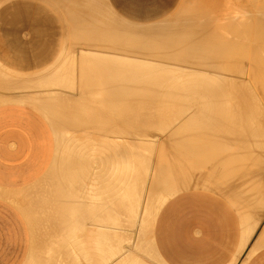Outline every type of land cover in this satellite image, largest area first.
Returning a JSON list of instances; mask_svg holds the SVG:
<instances>
[{
  "label": "bare ground",
  "instance_id": "obj_1",
  "mask_svg": "<svg viewBox=\"0 0 264 264\" xmlns=\"http://www.w3.org/2000/svg\"><path fill=\"white\" fill-rule=\"evenodd\" d=\"M78 1L80 2V0H78ZM193 1L188 5V8L186 9V11L182 15H180V17L177 19L178 21L176 20V21H174V23H172V22L171 23H165L166 27H164V26L162 27L159 25L158 27H161L162 29L155 27L156 28V30H155L154 28H152V30L154 29V31H151V33L148 31V29H146L147 31L145 34L144 33L135 34L136 36H138L140 38H142L144 36H148V38H153L152 39L153 41L151 40L152 42H150L148 39H147V41H141L140 40V41H137L133 44L130 51H128L129 49L128 50H121L122 52L123 51L124 52H131L133 54L136 53L141 57L151 56L153 58V56H154L155 58H164L167 62L166 64L147 63L146 61L143 62V60L139 61L138 59H135V58L132 59L130 57H124L123 56L124 54H102V53H99L100 48L97 49L98 52H95L96 50L92 51L90 48L96 47L97 45H99V46L101 45V44H99L101 42L99 39H101L102 36L107 34L108 31L112 32L114 29L116 30V28L112 27V25L110 23H108L106 20H103L100 17L101 15L99 13L91 11L83 19L86 21V24H88L89 26L84 27V28H80L81 30L77 31V33L78 32L82 33L81 36L84 39V44L86 45V48L87 47L89 48V49H87V51L84 52L81 50V48H79L80 41H79V43L78 42L76 43V41H74L76 44H78V51L81 50L83 53L81 52V54H79L78 56L67 58L65 63H63L57 71L54 69L55 71L44 75L42 78L37 79L34 82H32L33 80L32 81L31 80H14L13 78H7L4 80V82H2L3 87L7 90L23 88V87L30 86V85L34 84V85L39 86L41 88H48V90H52V89L54 90V88H56V89L57 88H63V89L66 88L65 90L69 89L67 91H68V93H70L71 97H75L77 95L81 96V98L79 96V98H80L79 101L81 103H83V105L80 109H82V108L84 109L81 111H77L79 108L75 110L74 107H71L69 100H66L65 98L62 99V97H60V96L63 95V97H64V95H65V97H68V94L66 96V93L62 94L59 90L58 91H50V93H49L48 90L45 89L47 91V93H49V95L47 96V94L45 93L46 99L43 98V100H44L43 102H38L33 98H28L26 100H24V99L20 100L19 99V100H2V101H0L1 104L2 103H8V102L9 103H11V102L34 103L36 105V107L38 109H40L43 112V114H45L46 118H48L50 121H52L54 123V124L52 123V125H54V127L56 129L55 130L56 140H57L56 156H58V154L62 155V154L66 153L65 156L67 157V154L69 153L68 156H70L72 158V159H70L69 157H67V158H69L68 159L69 162H67V159H66L67 164H65V165H68V163H70L68 165V167L63 165V168L66 167V169L64 168L63 170H67L68 168L71 169V170L68 169V171H70L71 176L69 175L68 171H65L66 173L68 172V174H67L68 176L67 175L63 176L62 173H64V172L62 171L61 180H59L57 177V180L59 182L61 181L60 182L61 184L64 182V184H62L63 185L62 186L59 182H58V185L56 184V182H57V180L55 182V179H56L55 176L57 175L56 174L53 177V178H55L53 182H55L56 185L55 184L54 185L56 186V189H57V191H55L56 194L53 193L52 195H48L47 194L48 190L46 192V194L48 196H53V195L55 196L56 195L54 197L55 202H52V203L53 204L56 203L55 205H57L58 207L53 205V204H50L51 206L48 205L49 203H51V202H49L51 200L48 197L43 198V199H47L46 201L49 202L48 204L45 201H42V199H39V202L42 201V205H44V207H43L44 209L41 211V213H42L41 217H43L42 215L44 213L46 215L47 214L50 215L51 212H52V214L56 213V211L60 212L61 209L59 208L60 205H58V203L59 204L63 203V205H64V204H66V202L64 203L63 199L65 201H67L68 199H71L70 195L73 194L71 192L72 189H70V192L72 194H70V193L67 194L69 197V198L67 197V200L65 197L67 195L64 196V193L66 191H69L70 184H71V183L67 182V183H69V186H68L66 181L70 180L69 176H70L71 180H72V177H74V178L76 177L75 181H77L76 179H78L79 180L78 182L81 184V182H80V180H82L81 177L86 175L88 170H90L89 166H88L89 169L86 170V173H85V170H82L83 169L82 165L80 166L82 168L81 169L82 171L81 170L79 171L81 175L79 173H77L81 176V177L79 176L80 178L79 177L77 178L78 175H76L74 172L75 171L77 172L76 169L80 165V163L85 164V166H84V169H85L87 167L86 165L89 162L88 160L94 159V157H92V158L89 157L90 159L82 158V156L87 157V155H84L85 153L86 154L87 153L92 154L95 152L96 153H98V152L106 153L104 155V159L106 158L107 154L109 155L107 160L106 161L104 160V161H105L106 165H108V168H109L108 169L109 171L106 173V178H107L108 174H111V176L109 175L111 178H109V177L107 178V183L104 180H103V182H105L106 187H109V188H106V190L109 189L108 190L109 193L107 196L108 199L111 198V197H109L110 196L109 194H111L110 191H112L113 189L115 190L116 188L118 189V191H117V189L115 191L113 190L115 192V194L112 192V195H111V196H113V194L117 195V198H116L117 201L115 199L112 200L113 202L114 201L117 202V205L115 204V202L114 203L112 202L113 205H116L117 207L115 208V206L114 207L112 205L111 206L113 207L112 209L115 208L116 212L118 213V218L116 216L117 214H113V215L111 214V212H113V211L108 212V213H110L108 215L107 213L105 214V212L102 210L101 206L104 208V210H105V208H109V207H107L108 206V203H106L107 200L101 201V203L99 202L101 204V206H95V204H97V203H95V204L93 203L95 208L100 207V208H98L99 210H97V208L95 210L94 206L92 208H90L89 206L91 204L88 206L89 207L88 208L87 205L91 201L90 198H92L94 193L97 194V191L96 192L94 191L95 190L94 187H96V190H97V187H99V186L96 185L92 188V189H94L93 190L94 193L92 194V191H91L92 189L89 190L90 187L88 185H87V187L85 185H83V187L85 186L86 188H88L87 191L88 190L89 191L87 192L86 190H83V189H85V187L82 189V187H81L82 185L79 186V188H78L76 186L78 184H76V182L73 179L72 183L75 182V184H76V185L74 184L75 188H74L73 184H71L73 189L75 191L76 190L78 191V189L81 188L82 190H79V192H77V193L81 194V192L83 191L82 196H84V194L88 193L87 197H88V201L89 200L90 201L88 202L86 197H84L85 198V202H84L85 204L83 203L84 204L83 205L84 208L82 210L83 212L80 211L83 213V214L81 213V216L79 215L80 212H79L78 208L80 209V207H81V209H82V206L80 204L82 202H80L79 200H78V203L80 202L79 204H77L76 201H75V203H73L74 206H75V204H77L76 206H80L77 208L75 206L76 212L74 210L73 204H69L68 206L72 205L71 209H69L70 212L71 211L73 212V210H74V213H72V212L69 214L67 213L68 212L67 211L68 210L67 205H64V207L62 206L63 207L62 213H63V215L72 214L77 221L79 220L77 218H82L85 215V217H84L85 219L82 218L81 219L82 221L79 220V222L80 221L86 222L87 219H89L91 217L90 215H92V213L94 214V212L99 211L101 213V215L99 214V212H97L98 214L93 215V216H97V218L93 217V218H95V220L91 219L92 221H94L95 224H96L95 221H98V223H99V220L101 222H103V220H104L103 225L104 224H108V225L112 224V225H117L119 228V226H121L122 224L125 223L126 225L124 224L125 226L123 225V228L126 227L128 229L127 226H129V228L135 226L134 224H135L136 218H138L137 216H139L140 220H139L138 224H140V229H139V226H138V228L136 227L137 228L136 232H139L138 229L141 232H143V231L145 232L150 228L151 223L153 222L154 217L158 212V209L166 201V197L169 196L170 194L177 193V192L181 191L182 189L197 186V185H201L202 187H209V188H212L215 190L217 188V185L219 184L217 179L219 177H221L220 176L221 172H223L222 170H224L226 168L225 167L226 164H227V167L229 169L231 167V164H234L235 166L237 165L236 166L237 168L233 167V165H232L233 168L231 167V169H233V170H229L227 168L225 169V171L229 170V172H232L233 175H235L236 170H238L237 171L238 173H239V171L241 172V170H243V169H244L243 170L244 172H245V170L248 171L249 166H247L248 168L246 169V167H244L243 165H247L249 163V160H247L248 161L247 162L246 159L244 160L245 157H243V159L240 157H237L238 153H236V152H239L242 155L245 154L243 156H249L250 155L251 158H252V156L253 157L255 156L254 158H258V160L253 158L255 160L254 163H253V161L250 160V162L253 163L252 167L254 165L257 166L258 170H255L256 166L254 167L255 169H253V170H255V172L257 171V174L256 175H247V176H245V179L243 177L244 181L242 180V182H241V184L243 182H245V184L243 183L245 186L243 193L241 191L243 185L242 186L240 185L241 188H239L241 191L239 193H240V195H242V197L239 195L237 188H236L238 186V184H237V186H234V184L231 181V180H233V178H237V180H238L239 175L237 173H236V175H238V177L233 176L230 179L229 177H230V175L232 176V173L227 174L228 172L227 173L225 172L228 175L226 177L225 176L226 174L223 172V176H224L225 180L223 179V177H222V180H224V182H225L224 185L226 187L232 189L234 194L237 196L235 198L236 200H239L241 197V199L243 201H245V204L247 203V205L251 207L253 214L257 211L259 213L258 217L262 214L261 213L262 207H264V201H262V199H264V193H262V192L260 193V191H261L260 189L264 188V185H262V184H264V111H262V108H261L262 106H261L260 107L261 109L255 108L253 112H252V110H251V112H248V110L245 109L246 108L245 104L249 103V101H251V100L253 103H257V100L254 98L252 93L254 95H256V94L259 95V97L262 100H264V0H256V1L255 0H213L214 2H212V0H210L213 5H210L207 7H205V6H206V3H208V0H206L207 2L205 3V6L203 5L204 3H202L205 0H193ZM210 1H209L208 5L210 4ZM75 3L78 4V2H75ZM87 4L91 5V3H89V2ZM89 5L88 6L85 5V9H87L86 6L89 7ZM71 8H73V6ZM79 8L76 9L78 12L80 11V10H78ZM82 9H84V6L82 7ZM85 9L83 10L84 12H85ZM72 11L73 10H71V12ZM69 14H70V12H69ZM76 14H77V12H76ZM78 14H80V13H78ZM72 15H71V17H73ZM82 16H83V14H82ZM82 16L79 15V17H82ZM99 24H101V25H99ZM77 33H75L76 36L74 34V37L77 38V40H78V39H80L79 38L80 33H79V35ZM125 33H126V31H125ZM129 33L131 34L132 32L129 31ZM77 36H79V37H77ZM143 39H145V38H143ZM108 43H109V41H108ZM102 45H104V44H102ZM107 47H109V46H107ZM92 49L94 50V48H92ZM121 51H119V52H121ZM79 56H80L79 59L82 61L78 62L80 64H77V57H79ZM133 57H136V56H133ZM172 61H175V62L178 61L181 64H177V63L172 64ZM169 64H171V65H169ZM234 65H236L235 67H236L237 73H239L241 76H243L244 69H247V74H246L245 79H247V81L252 84L253 90L250 89V87L248 85H245V87H246L245 91L247 92L246 93L247 94L246 95V103L245 104L240 103L241 105L238 103L241 107H242V105H243V107L245 105V107L243 108L247 111L245 115H242V112H241L242 109L241 110L238 109V111H237L238 107H236V110L234 109L235 112H233V113H231L233 111V109H232V111H228L230 109L227 107L226 108L224 107L223 110H225V112L222 109L221 110L225 113V115L223 114L224 119H222L223 118L222 117L221 118L222 120H221L218 116L221 117V115H222L221 113H223V112H220V114H219V112H218V111H220L219 108L215 109L214 107L216 106V108H217L219 106V104L221 105V103L223 104V105H221L222 107L226 106L225 102L227 103V106H229L228 102H230L231 100L233 102L235 101V98L232 95V92H234V91L228 92V91H230L229 87L230 86H231V88L233 87L232 84L234 82H232V81L234 79L231 81V80H228V78H222L221 77V71H224V69H226V70L231 69V68H233ZM226 70L224 72L225 74H227ZM96 75L98 76V80L93 82L92 78L95 76L97 79ZM227 75H229V74H227ZM232 76H234V74ZM223 77H224V75H223ZM78 79H79V82H78ZM237 80H238V78L235 79V82L239 83L240 80L239 81H237ZM241 82H242V80L240 81V83ZM243 84H244V82H243ZM239 86H241V85H239ZM91 87H93L94 89L95 88L97 89V87H102V91L103 90L105 91L104 93L109 97V99H111V101L115 100V103L114 102L110 103L111 106L109 104V107H110L109 110H110V112L112 110V113H113V109L114 110L117 109V117H116L117 119H115L116 120L115 122L119 124L120 128L119 129L116 128L118 131L116 130L115 133L118 132V134H119V137L117 139V140H119V142L106 144V143H102V142H94L91 140V138H88L87 140L85 139V141L80 142V141L72 138V136L69 135L68 132L64 130V128L65 129H67V128L73 129V128L79 127L82 124L86 125V123L87 124L91 123L94 117H98L97 112L91 110V107L89 105H87L93 101H97V102L101 101L97 97L96 98H92L93 96L88 97V98L86 97V95L90 96L88 94H90V91L94 90L93 88H92V90H89V89H91ZM141 87L146 88V90H145V88L144 89L142 88L144 90V92H146L145 94H140V93H143V92L138 90ZM237 88L235 89V91H237ZM39 90H44V89H39ZM248 91L251 92V95L248 93ZM60 93L62 95H60ZM14 94H16V93H14ZM234 94H235V92H234ZM20 95H21V93H20ZM240 97H242V96L240 95ZM82 98H85V99L87 98V100H83ZM106 98H104V99H106ZM236 98L239 99V96H236ZM236 101H238V100H236ZM262 102H264V101H262ZM138 104H140L139 107H141V108H142V106H144V104H148L149 107L147 105V108H149V110L151 109L150 107H152L154 105L152 108L156 109L157 113H155V114L158 115V117L153 114L154 113L153 111H155V110H153V111L148 110V111L149 112L152 111L153 112L152 115H154V117H157V118H160L159 116H161L160 114H162L161 113L162 104H164L163 106L166 107L167 109H168L169 105H171L170 108H172V105H175V106L178 105V107L180 106V109L178 112L176 111L177 113L173 112L174 115H172L173 113H170V112H171V110H174V109L170 110V108H169L166 111L165 110L166 108H164V110L167 113L171 114V116H169V117L165 116L164 114L167 115V113L164 112V114H163L164 116L162 115L163 118L168 117V119L166 120V122L164 120V122H165L164 124H163V122L159 121L160 119L159 120L155 119L156 121H159V123H156L157 125H155L156 127L154 128V124H155L154 122H156V121L151 116V113H150L151 117L149 116L147 119L153 118L152 123L147 121V119L145 120L146 122H141L139 119L143 116L142 113H139V116L140 115H142V116L139 119H137L136 116H138V114L135 115V111H133V109H136V106ZM235 104H236V102H235ZM250 104H249V106H251ZM166 105H168V106H166ZM249 106L247 108H249ZM111 107L113 109H111ZM178 107H177V110H178ZM107 109H108V106H107ZM140 109H137V110H139V112H140L143 108L141 110ZM212 109L214 111L216 110L215 113L212 111ZM226 109L228 112L226 111ZM63 110H65L66 112L65 113L63 112V114H62ZM146 110H144V112ZM169 110H170V112H168ZM57 111L58 112L61 111L59 113H61L60 115H61L62 119L57 120V118H58V112ZM55 112H57V113H55ZM115 112H116V110H115ZM133 112H134V114H133ZM216 112H218V115L216 114ZM215 114L217 115L218 119H217ZM146 115H148V114L146 113ZM213 115H215V116H213ZM56 116H57V118H56ZM99 116L101 118V116H103V115H99ZM115 116H116V114H115ZM59 118H60V116H59ZM100 118H98L97 120H99ZM90 120H91V122H90ZM104 122L100 123V124L97 123V125H98L97 129L100 131V133H98V135L100 137L102 135H106L105 130L108 128L107 127L108 125L107 124L105 125ZM160 123H162L163 126L160 125ZM110 124H112V122ZM115 126L118 127L117 124ZM115 126L113 128H115ZM110 128H112V125H110ZM154 129H156V130L154 131ZM221 130H223V131H221ZM107 131H108V129H107ZM108 134H109V131H108ZM110 134L112 135L111 132H110ZM113 136L115 138H117L116 136H118V135L115 136L113 134ZM218 139H219V141H218ZM221 140H225V142H228L227 143V145L229 144L228 146H230V144H233V145L235 144L236 148L235 147L234 148L236 150L234 151V148H232L233 150L231 149L232 151H230V148L233 146L232 145L231 147H229V150L226 147L227 149H221L220 151H218L219 152L218 157H215L216 156L215 153H217V151H216L217 149H213L212 144L214 142L219 143ZM229 141L231 143H229ZM170 143H174V146H176L175 148L173 146H171V147L174 148V150L177 153V156L180 157L179 160L177 161V162H179V164H182V163H180L182 161V159H185L188 156H190L191 158L194 156V159H196L195 157L197 156L198 161L197 160L195 161L197 163V165H199V166L201 165L203 167L206 166V168H208V171L210 170L209 171L210 173H212V174L215 173V175H216V173H220V175L217 174V175H219L217 179H215V177L208 178L206 176H203V177L201 176V178H198V180H196V178L190 177V175L188 174L190 172V169H187V171H186V169H184L181 165L179 167L167 168V165L165 167V164H163L162 160H161V164H159V166L157 167L156 172H155V176H154L155 182L150 183L151 180L154 179L150 175L151 178H149L150 180H149V182H147L148 184L147 183L146 184L148 186L153 184V186H155L156 189L159 188V185H160L165 190V192L164 193L159 192L158 194H154V195L152 194L153 195L152 196L151 195L152 191L147 189L148 192L149 191H151V192H150L149 196L147 195L148 198L145 200L146 202H144V204L142 206L141 205L142 188L140 190L139 185L141 184V187H143V181L145 178V177H143V175H145L144 170L147 169L149 162H150V159H152L151 156L153 155L154 151L157 149V146L158 145L161 146L163 144L169 145ZM214 144L216 145V143H214ZM215 145H214V147H215ZM216 146L219 147L218 145H216ZM163 147H165V146H162V148ZM159 149L160 150H158V151L160 154L159 155L160 158L166 157L168 155V151H166V147L164 150L161 148H159ZM211 149H212V152H214V153L209 154L211 152ZM222 150H228L229 151V154L228 153L226 154V152H228V151L225 152L226 155L223 152L224 155H222V156L228 157L230 155V152H231L230 156H232V155L234 156L233 153L235 152L236 158L233 159L232 158L233 156H232L231 157L232 159H231L229 157V160H231L232 162H227L225 164V162L228 159L226 160V159H224L225 158L224 157L223 158V160H225V162L223 161L224 167L219 168L220 171H218L217 167L218 166L221 167V165H223V162L221 160L222 158L218 159L219 162H217V160H215V158L220 157L219 155H220ZM205 152H207V153H205ZM74 153H76V154H74ZM204 153H205V156L203 155ZM81 154H83V155H81ZM140 154L142 156H140ZM207 154H209L210 156L214 154L215 156L213 155L210 158ZM74 155L78 156L79 160L77 159V157H74ZM100 155L102 156L103 154L98 153V156H96V157L101 158ZM200 155H202V157L204 156L205 158H206V156H208V158H210V159L205 160L204 157H203V159H200L199 158V157H201ZM242 155H239V156H242ZM88 156H89V154H88ZM61 157H62L61 158L62 161H63V159L66 158V157L63 158V155ZM250 157H247V159H250ZM239 158L242 159L243 161L241 162V160H239ZM76 160L79 161L77 163L78 166L75 164L77 162ZM98 160H103V159L101 158ZM220 160H221V162H220ZM233 160H234V162H233ZM55 161H56V159H55ZM73 161H75V163ZM104 161H103V165L105 168L106 165L104 164ZM72 162H73V164L71 165ZM96 162H97V158H96ZM96 162L94 159L93 163H95V165H96ZM64 163H65V160H64ZM60 164L62 165L63 163H60ZM74 164L76 166H74ZM228 164H230V165H228ZM61 165H59L60 166V169H59L60 172L62 170ZM250 165H251V163H250ZM55 167H56V164H55ZM80 167H78V170ZM93 167H94V164H93ZM95 167H94V169L93 168H91V169H93V171H94ZM149 167H150V165H149ZM74 168H76V169L74 170ZM143 168H144V170H143ZM238 168H240V169H238ZM97 169L99 170L98 167H97ZM112 169H114L113 174L110 173ZM139 169L140 170L142 169L143 171L142 170L141 171L144 172V174ZM101 170H102V168H101ZM103 170L107 171L105 169H103ZM103 170H102V172L105 173ZM247 171L244 175L247 174ZM99 172H100L99 174H101V175H99L98 171H97V174L95 173L96 177H99V176L101 177L102 175L105 176V174H102L101 171H99ZM147 172H148V169H147ZM55 173H57V171ZM91 173L88 172V178H87L88 182L85 181V182H87V184H89V180H90L89 174H91ZM73 174H75L76 176ZM91 175H92V177H94L93 176L94 174H91ZM112 175H113L114 180H113V183H110L108 181H109V179H112ZM148 175H149V173H148ZM240 175H241V173H240ZM57 176H59V175H57ZM242 176H243V173H242ZM86 177L87 176H85L84 178H86ZM142 177H143V179H141ZM62 178H63V181H62ZM84 178H83V180H84ZM102 178L104 179L103 176H102ZM102 178H100V179H102ZM227 178H229V179H227ZM240 178L242 179L241 176L239 177V179ZM145 179H148V178H145ZM219 179H221V178H219ZM44 180H45V178H44ZM93 180L94 179L92 178L91 181L93 182ZM95 180H97V179H95ZM117 181H118V183H117ZM92 182H90V183L92 184ZM103 182L101 180V183H103ZM115 182L117 183V186L111 187L112 184L114 186ZM238 182H239V180H238ZM238 182L234 181V183H238ZM254 182L256 185L254 184ZM94 183H95V181H94ZM101 183L99 185H101ZM109 183H110V185L108 186L107 184H109ZM221 183H223V182L221 181ZM260 183H261L262 187L259 186ZM41 184H43V183H41ZM105 185L102 187H105ZM252 185H254L255 188L258 185L256 192L254 190L255 189L254 186H252ZM51 186L53 188H55V186H53V184H51ZM57 186L60 187V189L62 187H64L65 192H63L64 190L61 191ZM101 186L99 188H101ZM148 186H146V187H148ZM36 187H37V185H36ZM49 187H50V185H49ZM49 187L47 189H50ZM76 187H77V189H76ZM138 187H139V189H138ZM250 187H253L254 189L251 188L252 189L251 190ZM66 188H68V189L66 190ZM111 188H112V190H110ZM149 189H152V188L149 187ZM44 190H46V189L44 188ZM58 190H60V191H58ZM101 190H102V188H101ZM103 190L106 191L104 188H103ZM153 190H154V187H153ZM75 191H74L73 195H77V193ZM84 191H86V192L84 193ZM116 191H117V193H116ZM161 191H163V190H161ZM258 191H259V195L257 194ZM40 192L41 191H39V194H40ZM60 192H62V194ZM99 192L100 191L98 190V193ZM43 193H44V191H43ZM89 193H91L90 195H92V196H90V198H89ZM49 194H51V192H49ZM243 194H244V196H243ZM60 195H63L65 198L60 196ZM101 195L104 196L105 194L104 195L101 193L97 194V197H99V199H100L102 197ZM106 195H107V191H106ZM43 196H45V195H43ZM78 196L80 197L81 195H78ZM145 196H144V198H145ZM105 197L106 196H104V198ZM94 198H95V196H94ZM51 199H53V197ZM57 199H58V201H56ZM61 199H62V201H61ZM78 199H80V198H78ZM59 200L61 201V203L59 202ZM96 200H98V198ZM98 201H100V200H98ZM67 202H69V201H67ZM93 202H94V200H93ZM102 202L105 203L104 206L102 205ZM109 203L111 204V201ZM260 203H262V204H260ZM46 204L48 207H50L49 210H48V208H46ZM42 205L40 207H42ZM53 206H55V207H53ZM65 206L67 208H65ZM140 206H141V208H140ZM36 207H37V209L38 208L40 209L38 204ZM51 207L53 208L54 211L51 209ZM56 207L59 208V210L54 209ZM85 207H87L88 210ZM64 208L67 210H64ZM139 208H140V210H139ZM236 208L238 209V211L241 215V218L245 222V227H246L247 237H248L247 241H249L250 238L253 236V234H254V232H255L258 224H259V220L255 219L257 217H254L249 212V211H251V209L247 208L248 209L247 210L245 208L246 211L244 212L243 208L241 209V208H239V206H236ZM46 209L48 210V211H46L48 213L43 212ZM84 209H86V210L84 211ZM89 209L91 210V212L89 211ZM100 210L103 212H101ZM109 210H111V208H109ZM77 211H78V213H77ZM86 211H89L91 214L89 212H87V213H89L88 214L89 216H87ZM138 212H140V215L138 214ZM121 213H122V215H121ZM61 214H60V217L58 216L59 219L61 220V218H62V219H64V221L66 220L67 222L66 221L64 222L62 220L59 221L57 218L58 222H62L59 225H57L58 227L59 226L62 227L63 223L64 224L66 223L67 224L66 226H68L71 223H72V226L75 224L77 226V224H79V222H77V221H76V223H74L75 221L73 222V220H72L73 216H70L71 218L68 217V219H67L66 218L67 216L66 217L63 216L64 217L63 218ZM102 214L103 215L105 214L106 216L107 215L108 216L105 217ZM37 215H39V214H37ZM48 215L46 217H48ZM57 215H59V213L54 215L55 217L53 215L49 216V218L51 217V219L48 218V220H47V218H46V220L50 223V225L48 222H46V225H44V226H46V228L48 230H46L45 232H47V233L50 232L49 238H51L52 240L51 241L49 240L50 242H49V244H47L48 242L45 243V239H46V241H48L47 240V239H49L48 236H47V238L43 239L44 243H45V244L43 243L44 244L43 245L44 250L46 248L50 247V245H51L50 243L54 242L53 241L54 236L52 234H54V230L55 231L57 230V229L53 228V226L55 228H57L56 224H58V223H57V221L55 222V220H54ZM77 215L80 217L76 218ZM86 216H87V218H86ZM109 216H110V219H108ZM113 216H116L115 217L116 219L114 218L115 220L113 219ZM121 216L122 217L125 216V217L122 219ZM44 217H45V215H44ZM98 217H99V219H98ZM105 218H107L109 221ZM70 219L72 220V222L68 224ZM124 219L126 222L124 221ZM260 219H262V218H260ZM49 220H51V221H49ZM110 220L114 223H109V222H111ZM123 221H124V223H122ZM42 222H44V221H42ZM88 223H90V222H88ZM38 224L40 225V222ZM38 224H36V226ZM84 225H86V224H83L81 226L82 227L81 229L78 228L79 231L76 229L78 226L76 228L74 227L73 229H71V231L67 230V234L69 235L70 240H67L68 235H66V230H65V232L62 230V229H64V227L66 228V226H64L61 229V231H63V233L59 230L60 229L59 228L58 232H60L61 234H64V233L65 234L63 237L57 231L55 232V234L58 233L61 235V237H63V238H61L60 235H58V234L55 237V238H57V236H58L59 238L57 240L59 242H60V240L63 241L62 244H58V242L56 244V239H54L55 244L58 247V250H60L63 247L62 245H64V243L66 245V242H64L65 240H63V239H66L68 242L72 241L71 238L75 239V232H74V235L72 234L73 230L74 231L77 230V232L81 233L83 228H84ZM108 225H106V227ZM112 225H111V227H112ZM44 226H42V227H44ZM114 227H116V226H114ZM39 228H41V227H39ZM103 228H105V226H103ZM120 228L122 229V226ZM51 229H53V231ZM44 230H45V228H44ZM80 230H81V232H80ZM105 230L103 229V232ZM51 231H52V234H51ZM108 231H109V229H108ZM111 231H115V230H110L109 232H111ZM119 231L118 232L115 231L118 234L111 232V236L108 235L109 238L106 236H107V234H110V233L105 231L106 234H105V232L103 234V235H105L104 238L101 237L103 240L106 239L108 241L110 239V237L112 240H114L113 239V238H115L114 236L120 234V237H118V243L116 242L117 239L114 242L111 241L113 244L115 243L116 247L112 246L113 244L109 243V241H110L109 240L108 242L104 241L105 244H104V246H102L103 248H101V245L104 242L101 241V238L100 239L97 238V240H96L97 243L99 240H100L99 241L100 243L103 242L102 244L99 243L100 244L99 247L102 250L104 249V252H103L104 254L101 251H99L104 256V257H102V255L99 253L101 255V258H103V260H100V262L103 261L102 262L103 264L107 263V262L111 263L110 261H113L112 259L116 255H119L123 251V249H121V245L123 243H125L124 245L127 246L126 243L128 242L129 238H130L129 240L131 242V237L133 235L132 234L133 232L130 231L131 237H129L128 239L127 238L124 239L125 235L123 238L121 235L126 234V232L125 233L123 232L121 234V231H120V233H119ZM132 231H133V229H132ZM144 232H143V234H144ZM42 233H39V234H41V236H42ZM99 233H101V232H99ZM145 233H147V232H145ZM70 234H71V236H70ZM127 234H128V232H127ZM130 234H128V236ZM139 235L140 234H138V236ZM44 237H46V236H44ZM116 238H117V236H116ZM76 240L77 239H75V241H73V242H76V244H77L79 241L77 242ZM134 240H135V238H134ZM38 242H40V241H38ZM68 242H67V248L64 247V249H68V252H70L69 248L72 247L73 242H72V244H71V242H69L70 246H69ZM106 242L109 243L110 245L106 244ZM133 242H132V244H133ZM262 243H264V230H262V232L259 234V237H257L255 239V241L252 243V245L249 249V252H253L256 249H259ZM41 244H42V242H41ZM46 244L48 245V247ZM52 244H53V246L51 245L52 250L54 251L56 245H54V243H52ZM78 244H77V246H78ZM82 244H83V242H82ZM134 244H135V242H134ZM59 245H61V248H59L60 247ZM74 245H73V247H76V245L75 246ZM138 245H139V243H138ZM39 246H40V244H39ZM45 246H46V248H45ZM108 246L115 247V248L111 249V247H108ZM37 247L34 246L33 248H37ZM53 247H54V249H53ZM105 247H107V248H105ZM100 248H99V250H100ZM135 248H136V246H135ZM38 249H39V247H38ZM40 249H41V246H40ZM62 249L60 250V252L61 251L63 252ZM75 249L77 250L78 247L73 248V251ZM44 250H43L44 256L41 255V257H44V258L47 257L48 258V259L47 258L45 259V261L47 260V264H55L54 263L55 261H57L56 264H63L64 260H66L65 261L66 264H69L67 262V260L69 259L68 256L71 255V253L72 254L75 253V252L74 253L70 252V254L68 255V252H66V250H65V252H66L65 255L67 254L68 259L62 258V259H64L62 261V259L60 258L62 263H59L60 260L56 257L64 256V253L61 252V255L59 253L58 254L59 256H57V254H56L57 249H55V251H54L55 253H54L51 250V248H48L49 251L51 250L50 251L51 253L55 254V255L52 254V257L56 256L55 258L52 259L50 257L51 253L48 252L49 255L46 253V256H45L44 253L47 249L45 251ZM58 250H57V253H58ZM78 250H77V252L80 254V255L78 254V256H80V258H84V257H81V255L85 256V254H84L85 251H82L83 249L80 250V248ZM71 251H72V249H71ZM38 252H39V250H38ZM30 253H31V251H30ZM124 253H126V252H124ZM38 254L39 253H37V257H38ZM122 254L120 256H122ZM123 255L124 256L119 258L118 264H144V262L142 260H140L134 256H131V255L127 256V253H126V255L125 254H123ZM33 256L31 254L32 258H33ZM87 256L88 255L86 254L87 259L86 258H84L85 260L82 259L83 262L86 260L90 261L89 260L90 257L88 256L89 257L88 258ZM49 257L51 258V261L54 260V262L53 261L50 262ZM69 257H70V259H72L73 256L71 255ZM39 258H40V256H39ZM70 259L68 261L72 262V261H70ZM37 260H38V264L43 263V262L46 264V262L44 261L43 258H42L43 262H39V261H41L39 259H37ZM74 261H77V259ZM36 262H35V264H37ZM86 262H84V263L88 264ZM75 264H76V262H75Z\"/></svg>",
  "mask_w": 264,
  "mask_h": 264
},
{
  "label": "crops",
  "instance_id": "obj_2",
  "mask_svg": "<svg viewBox=\"0 0 264 264\" xmlns=\"http://www.w3.org/2000/svg\"><path fill=\"white\" fill-rule=\"evenodd\" d=\"M41 1L40 0H7L6 4L0 6V42L2 43V48L0 51L3 52L4 56L10 57L11 63L13 64V66L16 69L20 70L21 72L35 71L34 70L35 67L49 63L51 60H54L55 46L57 45V37H58V33H57L58 26H57V24H60V22H64L63 28L66 27V29H69L71 32H77L78 30H81L80 28H84L86 26V21L83 19L91 11L97 12L99 14L103 13L102 11H100L98 4L91 2L89 0H80V2L78 0L77 1L76 0H43L47 4L43 3ZM170 1L173 2L174 0H170ZM73 2L74 3L78 2V4L77 3L74 4ZM88 2L91 3V5L87 4ZM84 4L87 6L89 5V7L86 6L87 9H85ZM82 5L84 6L85 12L83 11L84 9H82V7H83ZM72 6H73V8H71ZM167 7H169L167 0H161V2L159 3L158 6H155L152 8H145L143 10V12L146 13L147 15L158 14V13H161V11ZM77 8H79L78 9V10H80L79 12L76 10ZM70 9L73 10L72 12L74 14L71 12ZM69 12H70V14H69ZM76 12H77V14L78 13H80V14L77 15ZM132 12H133V14H136V13H138L139 15L142 14L141 9L140 10L135 9V10H132ZM81 13L83 14V16ZM71 15L73 17H71ZM79 15L82 17H79ZM60 27L62 28L61 25H60ZM23 30L29 31V39L27 41H22V39H20L19 33H20V31H23ZM79 41H80V43H79ZM77 42L79 43V48H81L80 46H86L84 44V39L82 38V36H80V39L76 40V43ZM76 43H75V46H78V44H76ZM76 49H78V47H76ZM81 50L84 52L87 51V49H82V48H81ZM81 50H79V51L76 50V51H78L77 52L78 55L81 54V52H82ZM68 54L71 55L73 53H68ZM68 54H62L58 58H56L54 60V62L51 64V66L49 67V69L59 60L63 59V61H66V59L70 57ZM52 123L53 122L50 121L48 118H46L38 109H36L35 107H33L29 104H26V103H3V104H0V264H33V263L35 264L36 261H37L36 263L38 264L37 259L41 260L39 262H43L42 258L45 261V259L47 257H45V258L41 257V255L44 256L43 255V250H44L43 245L46 242H48L47 244H49V242L52 240L51 238H49L50 232L49 233L45 232L48 229L46 228V226H44V225H46V222H48L47 220H48L49 216H52V215L54 216L57 213H59V215H57L55 219L52 217L55 220V222L57 221V223H58V224H56V226H57L60 223H62V222H58V220L64 221V219H62V218H61V220L59 219L64 205H67L68 208L66 206H65V208H67L68 210L65 208H64V210H67L68 211L67 213L69 214L72 212V211L70 212V210H69V209H71L72 205L68 206L69 204H73V203H75V201L77 204L82 202V203H80L82 206V209L80 206H76L77 204H75L76 208L80 207V209L78 208L79 212L82 211L84 208L83 205L85 204L84 203L85 202L84 197H86V199L88 201V197H87L88 193L84 194V196H82L83 191L82 192L80 191L81 194H79L77 192H79V190H82L85 186L87 187V185L90 187L89 190H91L96 185L100 187L103 184L102 186H104L105 182L107 183V178L108 177L111 178L110 177L111 174H108V176L106 178V173L108 171H105V173H103L102 172L103 169L101 170L102 167L101 168L98 167L99 170L96 167L95 173L97 174V171H98V174H99L100 173L99 171H101L102 174H105V176L102 175L104 177V179L102 178V176L101 177L95 176L94 177L95 183L93 181L92 184L90 182H89V184H87V182H88L87 180H84V181L80 180L81 184L78 182L79 180L75 181L76 184H78V185H76L75 182L72 183V180L66 181V183L69 182V183L73 184V186L75 184L78 188H79V186L82 185L81 186L82 189L80 188V189H78V191L77 190L75 191L70 184L69 191H66L67 193L65 192L64 187H62L60 189V187L57 186L61 191L64 190L63 191V192H65L64 196L67 195L68 193L74 194V191L77 193V195H73V194L70 195V198L72 200L71 199L67 200L68 195L65 196L66 200L69 202L65 201L62 198L63 202L64 203L66 202V204H64V205H63V203H61L62 199H61V201L59 200V202L61 204H59L58 202L57 203H58V205L61 206V207L59 206V208L61 209L60 212H57V211H56V213L53 212L54 214H52V212H51V214L49 213L50 215L47 214L48 217H46L47 215L44 213L42 215L43 217H41V214H42L41 211L44 209L43 208L44 205H42V201H45L47 204L49 202H51L48 205L53 204L52 202H55L54 197L56 195L55 196L54 195L48 196V195H52L53 193L56 194L55 191H57V189H56L55 185L56 184L58 185V182H59L57 180V177L59 180H61V177H62L61 172L59 171V169H60L59 165H61L60 163H63L61 165V169H62L61 171L64 172V173H62L63 176L67 175L68 172L70 175V171H68L69 168L67 170H63L64 168L66 169V167L63 168V165L67 166V165H65L67 163H64V161H62V159L60 160L58 158V156H56V135H55L56 129H55L54 125H52ZM55 159H56V161H55ZM55 164H56V167H55ZM113 170L114 169H112L110 173L113 174ZM56 171H57V173H55ZM65 171H68V172L66 173ZM56 174L59 176H57ZM79 174H80V172H79ZM99 175H101V174H99ZM54 176L56 179L53 178ZM44 178H45V180H44ZM63 178H62V181H63ZM100 178H102V179H100ZM54 179H55V182L57 180L56 184H55V182H53ZM69 179H70V177H69ZM81 179H82V177H81ZM95 179H97L98 181ZM101 180H102V182H103V180L105 182L101 183ZM113 180L114 179H113V175H112V179H109L108 182L113 183ZM85 181H87V182H85ZM41 183H43V184H41ZM69 183H67L68 186H69ZM100 183H101V185H99ZM110 183L107 185L109 186ZM117 183H118V181H117ZM117 183L115 182L114 186L112 184L111 187L117 186ZM51 184H53V186H55V188H53L51 186ZM62 184H64V182ZM36 185H37V187H36ZM49 185H50V187H49ZM83 185H85V186L83 187ZM102 186H101L102 190L99 187H97V190H96V187H94L95 190L94 189L91 190L92 194L94 193L93 192V190H94L95 192L97 191V194H100V193L103 195L105 194L104 196H106V197L104 198V196L101 195L102 197L99 199V197H97V194L94 193V195L92 196V195H90L91 193H89V198H90V196H92V198H90L91 201L89 200L90 203H88L89 201L87 202L88 203L87 207L90 204L92 205L93 203L94 204L97 203V204H95V206H101V204H100L101 201L107 200V202H106V203H108L107 207L111 208V210H109V208H105V210H104V208L101 206L102 210L105 212V214L107 213L108 215L110 214L108 212L113 211V212H111V214L112 215L117 214L116 216L118 218V213L115 210V208L117 207L116 206L117 205V202H116L117 201V199H116L117 195H114L115 194L114 191L117 188L115 190L113 189L114 191L112 190V188L110 189V190H112V191H110L111 194H109L110 195L109 197H111V198L108 199L107 196L109 193V191H108L109 189L106 190V188H109V187H106V185H105V187H102ZM48 187L50 189H47ZM77 187H76V189H77ZM86 187L83 190L87 191L88 188H86ZM44 188L46 190H44ZM74 188H75V186H74ZM103 188L107 191V195H106V191H104ZM141 188L142 187H140V190H141ZM67 189L68 188H66V190ZM70 189H72V191H71L72 193L70 192ZM138 189H139V187H138ZM47 190H48V192H47ZM60 190H58V191H60ZM98 190L100 191L99 193H98ZM39 191H41L40 194H39ZM43 191H44V193H43ZM86 191H84V193ZM117 191H118V189H117ZM117 191H116V193H117ZM46 192L48 195L46 194ZM49 192H51V194H49ZM112 192L114 193L113 196H111ZM60 193L62 194V192H60ZM41 195L42 196L45 195V196L42 197ZM78 195H81V196L79 197ZM60 196L64 197L63 195H60ZM74 196L75 197L77 196L80 199H78L77 197L75 198ZM94 196H95V198H94ZM45 197L46 198L48 197L51 201L48 202V201H46L47 199H43ZM50 197L51 198L53 197L54 200L51 199ZM97 198L100 201L96 200ZM39 199H42V201L39 202ZM113 199L116 200V201H114L116 205H113V203H114L112 201ZM78 200L80 201L79 203H78ZM93 200H94V202H93ZM56 201H58V199ZM108 201L109 202L111 201V204ZM144 202H145V198H143V193H142V202H141L142 206H143ZM37 204L39 205V207L42 205V207H40V209L39 208L37 209V207H36ZM47 204H46V208H48V210H49L50 207H48ZM55 204L56 203H54L53 205H55ZM94 204L92 206L90 205L89 207L92 208L94 206ZM102 205L104 206L105 203L102 202ZM111 205L113 207L115 206V208L112 209L113 207ZM55 206H57V205H55ZM55 206H53V207H55ZM75 206L73 204L74 210H75ZM95 206H94V208H95ZM57 207L54 209L59 210V208H57ZM87 207H85V208L87 209ZM96 208H95V210H96ZM98 208H100V207H98ZM98 208H97V210H99ZM51 209L53 210L52 207H51ZM86 209H84V211ZM48 210L46 209L43 212H46ZM74 210L72 213H74ZM89 211L91 212L90 209H89ZM89 211H86L87 216H89L88 215L90 213ZM103 211H101V212H103ZM75 212H76V210H75ZM82 212H80V214H79L80 216H81ZM87 212H89V213H87ZM97 212H99V211H96V212H94V214L92 213V215H90L91 216L89 218L90 220L87 219V221L89 220L88 222H90V223H88L87 221L86 222L83 221L84 223L81 222L82 218L85 219L84 218L85 215L82 218H77L80 216H78V215L76 216L77 219L81 220L79 222V220L77 221L72 214L63 215V213H62L61 214L62 217L67 216L66 217L67 219H68V217L71 218L70 216H73L72 217L73 222L74 221H75L74 223H76V221L79 222V224H77L78 227L76 226V224L72 226V223H71L72 220L71 219H70L71 221L69 220V222H68V224L69 223H71V224H69L68 226H66L67 225L66 223L65 224L63 223L62 227L57 226V228H55L53 226L54 229H57L56 230L57 232H58L59 228H60L59 230L61 231V229L64 226H66V228L64 227V229H62V230L64 232L66 230V235H68L67 230L71 231V229H73L74 227L75 228L77 227L76 229L78 230V228H80V229L82 228L81 226L83 224H86V225H84L82 232L80 230L81 233L77 232V230L76 231L73 230V232H72L73 235L75 232V239H77L76 240L77 242L79 241L78 242L79 244L77 243L78 246H77L76 242H73V241H75V239H73V238H71L72 241H69V242H71V244L73 242V245L74 244L76 245V247H73V245H72L73 248L78 247V249L80 248V250L83 249L82 251H85V253H84L85 256L81 255V257L86 258V254H87L90 257V259H89L90 261L86 260L87 262L86 261H84V262H86L88 264H103L102 263L103 261L100 262V260H103V258H101L102 254L99 251H101L102 253L104 252V249L102 250L101 248H103L102 246H104V244H105L104 241H107V240L106 239L103 240L101 237L104 238L105 235H103V234L105 231H107V232H109L110 230H115L117 232L119 231L117 229L118 227H116V228L113 226L111 227V225H110V227L105 226V228H103V224H102L103 222H101L100 220H99V223H98V221H95L96 222V224H95L94 221H92L91 219L95 220V218H93V217L97 218V216H93V215L98 214ZM46 213H48V212H46ZM77 213H78V211H77ZM37 214H39V215H37ZM99 214L101 215L100 212H99ZM105 214L104 215L102 214V215L107 217L108 215L106 216ZM44 215H45V217H44ZM139 215H140V212H139ZM87 216H86V218H87ZM116 216H113V219ZM99 217H98V219H99ZM46 218H47V220H46ZM57 218H58V220H57ZM49 219H51V217ZM105 219H107V218H105ZM108 219H110V216L108 217ZM137 220L139 222L140 219L136 218V221ZM42 221H44L45 223ZM49 221H51V220H49ZM124 221H125V219H124ZM37 222L38 223L40 222L41 226ZM111 223H113V222L111 221ZM36 224H38V225L36 226ZM49 225H50V223H49ZM42 226H44V227H42ZM39 227H41V228H39ZM44 228H45V230H44ZM103 229L104 230L106 229V230L103 232ZM108 229H109V231H108ZM51 230L53 231V229H51ZM52 231H51V234H52ZM56 231L54 230V234ZM63 231H61V232L63 233ZM115 231H111V232L118 234ZM130 231L133 232L132 237H131ZM136 231H137L136 229H133V231L132 230H129V231L126 230L125 231L126 234H127V232H128V234H130L129 236H128V234L127 235L125 234V237L127 236L126 237L127 239L129 237H131V242H130V240H129L130 238H129L128 242L126 243V245L129 248L127 246H125L123 243L121 245V249H123V251L121 250L122 252L119 255H116L112 259L113 261H110L111 263L107 262L104 264H118L119 258L124 256L123 254L126 255V253H127V256L131 255V256H134V257L142 260L144 262V264H236L238 259H240V257L242 255L247 253V250L250 249L252 243L256 239L255 232H254V234L250 238V240L247 241L248 237H247L245 222L241 218V215H240L238 209L235 207V205L232 203V201L229 198H227L226 196L220 194L216 190L209 188V187H202V188L201 187H195V188H189V189H185V190H181V191L177 192L176 194H174L173 196L168 198L160 206L157 214L154 217L153 222L151 223L150 228L147 231H145L147 233H145L143 231L144 232V234H143V232H141L139 229H138L139 232H136ZM99 232H101V233H99ZM111 232H109L110 234H107L106 237L109 238L108 235L111 236ZM39 233H42V236ZM58 233H60V232H58ZM119 233H120V231H119ZM54 234H52V235L54 236L53 238L56 239V244H57V242H58V244H62L63 241L60 240V242H61L60 243L57 240L59 237L57 236V238H55L57 234H55V235ZM60 234H58V235H60ZM64 234H61V235L64 237ZM105 234H106V232H105ZM138 234H140V235L138 236ZM61 235H60V237H61ZM44 236H46V237H44ZM47 236L49 238V239H47L48 241H46V239H45V238H47ZM70 236H71V234H70ZM116 236H117V238H116ZM116 236H114L115 238L112 237L114 240H112L110 237V239H109L110 241L108 240L109 243L113 244L111 241L114 242L116 239H117L116 242L118 243V237H120V234L116 235ZM63 237H61V238H63ZM123 237H124V235H122V238ZM97 238H99V239L101 238V241H103L104 243L103 242H102L103 244L100 243L99 242L100 240L97 243L96 242ZM134 238L136 241L134 240ZM43 239H45V243H44ZM54 239H53L54 242H52V243H54V245H56ZM63 240H65L64 242H66V245H65V243H64V245H62L63 249L61 248V245H59L60 246L59 248H61L63 250V252L62 251L61 252L64 253V256H61V257L53 256L52 257L53 253L50 252L52 250V246H53L52 243H50L52 245V246L50 245V247H48V245L46 244L48 248H51V250L49 251L48 248H46V246H45V248L47 249V250L45 249L46 251L44 250L45 256H46V253L49 255L48 252H50L51 253L50 257L52 259L56 257L60 260V258L61 259L62 258H64V259L69 258L70 259L69 256L72 255L73 260L70 259V261H72L74 264H75V262H76V264L77 263L78 264H85L83 262V260H85V259L80 258V256H78V254H79L77 252L78 249L77 250L75 249L76 251L75 250L73 251L72 247L71 248L68 247L70 252H73V253L77 252L76 254L71 253V255H69L70 252H68V249H64V247L67 248V242H68L67 240H70L69 235H68L67 240L66 239H63ZM38 241H40V242H38ZM133 241L135 242V244ZM41 242H42V244H41ZM69 242H68V244L70 246ZM82 242H83V244H82ZM107 242H106V244L110 245ZM132 242H133V244H132ZM99 243L102 244L101 248L99 247L100 246ZM138 243H139V245H138ZM39 244L41 246V249H40ZM34 246L35 247L38 246L39 249H38V247L33 248ZM112 246H115V243ZM135 246H136V248H135ZM56 247H57V245H56ZM56 247H55V249L58 250V247L57 248ZM98 247L100 248V250ZM108 247H111V246H108ZM115 247H111V249L115 248ZM105 248H107V247H105ZM53 249H54V247H53ZM55 249H54V251H55ZM71 249H72V251H71ZM124 249L125 250L127 249V250L125 251ZM38 250H39V252H38ZM57 250H56L57 256H59L58 255L59 253L61 255L60 250H58V253H57ZM65 250H66V252H68V255H69L68 258H67V254L65 255V253H66ZM30 251H31V253H30ZM124 252H126V253H124ZM37 253H39L38 257H37ZM31 254H32V256L34 255L33 258L31 257ZM121 254H122V256H120ZM53 255H55V254H53ZM39 256H40V258H39ZM102 257H104V256L102 255ZM51 258L49 261L54 262V260L51 261ZM75 258L77 259V261H74V260H76ZM64 259H62V261ZM68 260H67V262L69 264H71L72 262H69ZM65 261L66 260L63 261L64 262L63 264H66ZM45 262L47 264V260ZM54 263L56 264L57 261H55ZM59 263H62L61 260ZM39 264H45V263L43 262V263H39ZM244 264H264V247L256 249L253 252H250L248 255V259H245Z\"/></svg>",
  "mask_w": 264,
  "mask_h": 264
},
{
  "label": "rangeland",
  "instance_id": "obj_3",
  "mask_svg": "<svg viewBox=\"0 0 264 264\" xmlns=\"http://www.w3.org/2000/svg\"><path fill=\"white\" fill-rule=\"evenodd\" d=\"M41 1V0H40ZM89 1H91V2H94V3H96V4H98V7H99V9H100V11H102L103 13H101L100 15V17L103 19V20H106L108 23H110L111 25H112V27H114V28H116V30L114 29L112 32H110V31H108V33L107 34H105L104 36H102L101 37V39H99L101 42L99 43V44H101L100 46L99 45H97L96 47H92V48H94V50L92 49V48H90L92 51H95V52H98L97 51V49L98 48H100L99 49V53H102V54H124L123 56L124 57H130V58H135V59H138L139 61H142L143 60V62L144 61H146L147 63H152V64H166L167 62H166V60L164 59V58H155L154 56H153V58L151 57V56H144V57H141V56H139L138 54H133V53H131V52H122L121 50H128V51H130V49H131V47L133 46V44L135 43V42H137V41H147V39L150 41V42H152L153 40V38H148V36H144V37H142V38H140V37H138V36H136L135 34H137V33H146V29H148V31L151 33V31H154V29L156 30V28L155 27H157V28H161V27H158L159 25L160 26H164V27H166L165 26V23H174V21H176L179 17H180V15H182L185 11H186V9L188 8V5L193 1V0H174L173 2L172 1H170V0H167V2H168V5H169V7H167V8H165V9H163L162 11H161V13H158V14H150V15H147L146 13H144L143 12V10L145 9V8H152V7H155V6H158L159 5V3L161 2V0H89ZM209 1L210 0H208V3H209ZM256 1V0H255ZM41 2H43V3H46L45 1H41ZM172 2V3H171ZM194 2V1H193ZM207 1L205 0L204 2H202V3H204L203 5L205 6V3H206ZM212 2H214L213 0H212ZM212 2L210 1V4L208 5V3H206V6L205 7H207V6H210V5H213L212 4ZM7 3V0H0V6L1 5H4V4H6ZM171 3V4H170ZM47 4V3H46ZM135 9H141V11H142V14L141 15H139L138 13H136V14H133V12H132V10H135ZM252 12V11H251ZM100 21V20H99ZM178 21V20H177ZM163 24V25H162ZM60 25L62 26V28L60 27ZM99 25H101V24H99ZM169 25V24H168ZM57 26H58V31H57V33H58V37H57V45L55 46V53H54V60L56 59V58H58L60 55H62V54H68V53H73V54H71V55H69L70 57H75V56H78V53H77V51L76 50H78V49H76V47H78V46H75V42L74 41H76L77 40V38H75L74 37V34L75 33H77V32H71L69 29H66V27H64L63 28V26H64V22H60V24H57ZM89 25L88 24H86V26L85 27H88ZM134 28V29H133ZM152 28H154L153 30H152ZM150 29V30H149ZM162 29V28H161ZM116 31V32H115ZM123 31V32H122ZM125 31H126V33H125ZM129 31L130 32H132L131 34L129 33ZM145 31V32H144ZM110 32V33H109ZM128 32V33H127ZM79 33L80 32H78L77 34L79 35ZM81 34L82 33H80V35L79 36H81ZM19 35H20V39H22V41H27L28 39H29V31L28 30H23V31H20V33H19ZM75 36H76V34H75ZM79 36H77V37H79ZM108 36V37H107ZM134 36V37H133ZM106 37V38H105ZM122 37V38H121ZM129 37V38H128ZM137 37V38H136ZM151 37V36H150ZM80 38V37H79ZM143 38H145V39H143ZM76 39V40H75ZM152 40V41H151ZM108 41H109V43H108ZM106 43V44H105ZM102 44H104V45H102ZM108 44V45H107ZM111 44V45H110ZM122 45V46H121ZM127 45V46H126ZM129 45V46H128ZM106 46V47H105ZM107 46H109V47H107ZM73 47V48H72ZM75 47V48H74ZM116 47V48H115ZM121 47V48H120ZM1 48H2V43L0 42V50H1ZM81 48L82 49H89L88 47L86 48V46L84 47V46H81ZM109 48V49H108ZM127 48V49H126ZM112 49V50H111ZM111 50V51H110ZM108 51V52H107ZM119 51H121V52H119ZM130 53V54H129ZM131 55V56H130ZM133 56H136V57H133ZM138 56V57H137ZM80 58V56L79 57H77V64H80V63H78V62H81L82 60H80L79 59ZM54 60H51L49 63H46V64H43V65H39V66H37V67H35L34 68V70L35 71H32V72H21L20 70H18V69H16L14 66H13V64L11 63V59H10V57H6V56H4V54H3V52L2 51H0V101H2V100H22V99H24V100H26V99H28V98H33V99H35L36 101H38V102H43L44 100H43V98L44 99H46V95H45V93L47 94V96L49 95V93H50V91H60L62 94L64 93H66V96H67V94H68V97H65V95H64V97H63V95L60 93V95H62V96H60V97H62V99H66V100H69L70 101V105H71V107H74L75 108V110L76 109H80L81 107H82V105H83V103H81L80 101H79V99L81 98V96H80V98H79V96L77 95V96H75V97H71L70 96V93H68V91L67 90H69V89H67V90H65V89H63V88H54V90L52 89V90H48V88H41V87H39V86H36V85H30V86H26V87H23V88H18V89H10V90H7V89H5L4 87H3V85H2V82H4V80L5 79H7V78H13L14 80H33L32 82H34L35 80H37V79H40V78H42L44 75H46V74H48V73H50V72H53V71H57L58 69H59V67L63 64V63H65V61H63V59L62 60H59V61H57L50 69H49V67L51 66V64L54 62ZM171 62V61H170ZM175 63H177V64H181L180 62H178V61H172V64H175ZM232 63V62H231ZM169 65H171V64H169ZM236 65H234L233 66V68H231V69H224V71H221V77L222 78H228V80H233L232 82H234L233 84H232V88H231V86L229 87V89H230V91H228V92H232V91H234L235 92V94H234V92H232V95L234 96V98H235V101L233 102L232 100V102L230 103V102H228L229 103V106H227V103L225 102V104H226V106H221V105H223L222 103H221V105L219 104V106L216 108V106L214 107L215 109H218L219 108V110L220 111H218L219 112V114H220V112H225V110H223L224 109V107L226 108H229L230 110H228V111H232V109H233V111L231 112V113H233V112H235V110H236V107H238L237 108V111H238V109H242V115H245L246 114V110H248V112H251V110H252V112L254 111V109L255 108H260L261 106V108H262V111H264V102H262V101H264V100H262L260 97H259V95H254L253 93H252V95L254 96V98L257 100V103H253L252 102V100L251 101H249V103H247V104H245L246 103V87H245V85H248L249 87H250V89H252L253 90V86H252V84L251 83H249L248 81H247V79H245L246 78V74H247V69H244V71H243V76H241L239 73H237V70H236V67H235ZM55 69V70H54ZM225 70L227 71V74H229V75H227V74H225L224 72H225ZM233 70V71H232ZM231 71V72H230ZM232 73V74H231ZM234 74V76H232ZM223 75H224V77H223ZM237 75V76H236ZM240 75V76H239ZM97 76V75H96ZM226 76V77H225ZM239 76V77H238ZM230 77V78H229ZM233 77V78H232ZM242 77V78H241ZM95 78V79H94ZM238 78V80L237 81H241L242 80V82L240 83V81H239V83L238 82H235V79H237ZM98 80V76H97V79H96V77L94 76L93 78H92V81L93 82H95V81H97ZM226 80V79H225ZM100 81V80H99ZM78 82H79V79H78ZM243 82H244V84H243ZM247 82V83H246ZM239 85H241V86H239ZM243 86V87H242ZM235 87V88H234ZM238 87V88H237ZM240 87V88H239ZM242 87V88H241ZM92 88L93 87H91V89H89V90H92ZM143 87H141L140 89H138L139 91H141V92H143V93H140V94H145L146 92H144V88L142 89ZM228 88V87H227ZM226 88V89H227ZM237 88V91H235V89ZM34 89V90H33ZM38 89V90H37ZM39 89H44V90H39ZM45 89H47L48 90V92L49 93H47V91L45 90ZM94 89V88H93ZM142 89V90H141ZM225 89V90H226ZM95 90V91H94ZM93 91H90V94H88V95H90V96H87L86 95V97L88 98V97H91V96H93L92 98H98V99H100L101 101L100 102H97V101H93V102H90V104H87V105H89L90 107H91V110H93V111H96L97 112V114H98V117H94L93 118V120H92V122H91V120H90V122L91 123H86V125L84 124H82V125H80L79 127H77V128H73V129H71V128H67V129H65L64 128V130L65 131H67L68 132V134L69 135H71L72 136V138H74V139H76V140H78V141H85V139L87 140L88 138H91V140L92 141H94V142H102V143H114V142H119V140H117L118 139V137H119V134H118V132L117 133H115L116 132V130L117 129H119L120 128V126H119V124L118 123H116L115 121V119H117L116 117H117V109H115L116 110V112H115V110L111 107V109H113V113H112V110H111V112H110V107H109V104L110 103H115V100L113 101H111V99H109V97L104 93L105 91L103 90L102 91V87H97V89L95 88ZM145 90H146V88H145ZM240 90V91H239ZM21 93V95H20V93ZM240 92V93H239ZM12 93V94H11ZM14 93H16V94H14ZM248 93L251 95V92L250 91H248ZM105 94V95H104ZM238 94V95H237ZM240 95L242 96V97H240ZM236 96H239V99L238 98H236ZM107 97V98H106ZM257 97V98H256ZM259 97V98H258ZM87 98L85 99V98H82L83 100H87ZM104 98H106V99H104ZM242 100H241V99ZM108 99V100H107ZM105 100V101H104ZM236 100H238V101H236ZM262 100V101H261ZM240 101V102H239ZM242 101V102H241ZM78 102V103H77ZM106 104H105V103ZM109 102V103H108ZM235 102H236V104H235ZM9 103V102H8ZM11 103H15V102H11ZM81 103V104H80ZM240 103H244L245 105H246V110L245 109H243L244 107H245V105H244V107H243V105H242V107L239 105ZM251 103V104H250ZM1 104V103H0ZM3 104V103H2ZM26 104H29V105H31V106H33V107H35L36 109H38L37 107H36V105L34 104V103H26ZM73 104V105H72ZM77 104V105H76ZM79 104V105H78ZM235 104V105H234ZM249 104L252 106H249ZM75 105V106H74ZM139 105L140 104H138L137 106H136V109H133V111H135V115H137L138 114V116H136L137 117V119H139L142 115H140L139 116V113H142L143 114V116L139 119L141 122H146L145 120L150 116V113H151V116L154 118V120L156 119V120H159L160 122H163V124L166 122V120L168 119V117L169 116H171V114H169V113H167L166 111L171 107V105H166V106H168V109L166 108V107H164L163 105L164 104H162V108H161V113L162 114H160L161 116H159L160 118H157L158 117V115H156L155 113H157L156 112V109L154 108H152V107H150L151 109L150 110H155V111H151V112H149L150 110H149V108H147V105L148 104H144V106H142V108L141 107H139ZM146 105V106H145ZM257 105V106H256ZM107 106H108V109H107ZM110 106H111V104H110ZM234 106V107H233ZM240 106V107H239ZM249 106V108H247ZM77 107V108H76ZM148 107H149V105H148ZM177 107H178V105H172V108H170V110L171 109H174V110H171V112H170V110L168 111V112H170V113H177L178 111H179V109H180V106L178 107V110H177ZM221 107V108H220ZM143 110H141V109ZM164 108H166L165 110H164ZM182 108V107H181ZM213 108V109H214ZM260 108V109H261ZM77 110V111H81V110H84L83 108L82 109H80V110ZM137 109H140L141 111L139 112V110H137ZM147 109V110H146ZM176 109V110H175ZM212 109V111L215 113V111ZM223 111H222V110ZM235 109V110H234ZM39 111H41L40 109H38ZM100 110V111H99ZM144 110H146L145 112H144ZM149 110V111H148ZM239 110V111H240ZM245 110V111H244ZM100 113H99V112ZM137 111V112H136ZM177 111V112H176ZM226 111H227V109H226ZM227 111V112H228ZM245 113H244V112ZM58 112V111H57ZM57 112H55V113H57ZM59 112H61V111H59ZM58 112V118H57V116H56V118H57V120H59V119H62L61 118V113H59ZM63 112L65 113L66 111L65 110H63L62 111V114H63ZM164 112L165 113H167V115L166 114H164ZM218 112H216V114L218 115ZM221 113L222 115H221V117L220 116H218L220 119L223 117V114L225 115V113ZM41 113L43 114V112L41 111ZM110 113V114H109ZM116 114V116H115V114ZM145 113V114H144ZM146 113L148 114V115H146ZM152 113L154 114V115H156L157 117H154V115H152ZM174 113L172 114V115H174ZM133 114H134V112H133ZM165 116H168V117H165V118H163V116L164 115ZM215 114V115H216ZM44 116H45V114H43ZM99 115H103V116H101V118H100V116ZM114 115V116H113ZM163 115V116H162ZM215 115H213V116H215ZM217 115H216V117H217ZM59 116H60V118H59ZM145 116V117H144ZM150 116V117H151ZM46 117V116H45ZM105 117V118H104ZM115 117V118H114ZM135 117V118H136ZM163 119H162V118ZM218 117H217V119H218ZM98 118H100L99 120H97ZM114 118V119H113ZM144 120H143V119ZM153 118H149V119H147V121H149L150 123H152L153 122ZM142 119V120H141ZM222 119H224V117L222 118ZM221 119V120H222ZM152 120V121H151ZM155 120V121H156ZM163 120V121H162ZM164 120H165V122H164ZM97 121V122H96ZM105 121V122H104ZM107 121V122H106ZM118 121V120H117ZM159 121H156V122H154L155 124H154V128L156 127L155 125H157L156 123H159ZM105 123V125L107 124L108 126V131H109V134H110V132L112 133V135L110 134H108V131H107V129L105 130L106 132H105V134L106 135H102L101 137L98 135V133H100V131L97 129V127H98V125H97V123L98 124H100V123ZM112 122V124H110ZM116 125L117 124V126L118 127H116L114 124ZM110 125H112V128H110ZM160 125H162V123H160ZM100 126V125H99ZM115 126V128H113ZM163 126V125H162ZM117 128V129H116ZM113 131H112V130ZM156 129H154V131H155ZM219 130V129H218ZM118 131V130H117ZM221 131H223V130H221ZM157 133V132H156ZM108 134V135H107ZM113 134L116 136V135H118V136H116L117 138H115L114 136H113ZM56 135V134H55ZM218 141H219V139H218ZM221 142V143H220ZM219 143H217V142H214V143H216V145H218L219 147H217L214 143L212 144L213 145V149H217L216 151H217V153H215V157H218V154H219V152L218 151H220L221 149H227L228 148V150H229V147H231L233 144H230V146H228L227 145V143L228 142H225V140H221ZM175 143V142H174ZM174 143H170L169 145H165V144H163V145H158L157 146V149L154 151V153H153V155L151 156V158L152 159H150V162H149V165H150V167H149V165H148V167H147V169H148V172H147V169H145L144 170V168H143V170L145 171V175H143L144 174V172H142L140 169V171L143 173H141L142 175H143V177H145V178H148V179H145L144 178V181H143V187H142V193H143V198H144V196H145V200L148 198V196H149V194H150V192L152 191V193H151V195L153 194H158L159 192H161V193H164L165 192V190L159 185V188H157L156 189V187L155 186H153V184L152 185H150V186H148L147 184V182H149V178H151L150 177V175L154 178V176H155V172H156V169H157V167L159 166V164H161V160H162V163L163 164H165V167H166V165H167V168H173V167H179L180 165L184 168V169H186V171H187V169H190V172L188 173L189 175H190V177H194V178H196V180H198V178H201V176L203 177V176H206V177H208V178H211V177H215V179H217L218 178V176L220 175V173H216V175L217 174H219V175H215V173L214 174H212V173H210L209 171H208V168H206V166L205 167H203V166H199V165H197V163L195 162L196 160L198 161V157L196 156L195 158L196 159H194V156L191 158L190 156H188L187 158H185V159H182V161L180 162V163H182V164H179V162H177L178 160H179V156H177V153H176V151L174 150V148L176 147V146H174ZM229 143H231L230 141H229ZM234 143V142H233ZM156 144V143H155ZM159 144V143H158ZM222 146H221V145ZM214 145H215V147H214ZM162 146H165L166 147V151H168V155L166 156V157H162V158H160V154H159V151L158 150H160L159 148H161V149H165V147H163L162 148ZM171 146H173V147H171ZM159 147V148H158ZM227 147V148H226ZM235 147V144L230 148V151H232L233 149L232 148H234ZM220 148V149H219ZM236 148V147H235ZM234 148V151L236 150ZM232 149V150H231ZM228 150H222L221 151V153H220V157L219 158H215V160H217V162H219L218 161V159H220V158H222L221 160H222V162L224 161L225 162V160H223V158L224 159H228L226 162H225V164L227 163V162H232L231 160H229V157L231 158L232 156H230L231 155V152H230V155L227 157V156H222V155H224L225 154V152L226 151H228ZM56 151H57V140H56ZM215 151V152H216ZM233 151V152H234ZM170 152V153H169ZM223 152H224V154H223ZM232 152V153H233ZM85 153V152H84ZM83 153V154H84ZM96 153V152H95ZM85 153L84 155H87V157L85 156H82V158H87V159H90V158H92V157H94V159H95V162H96V158H97V162H96V165H95V163H93L94 162V159H90V160H88L89 162H88V164L86 165L87 167V169L85 168L84 169V166H85V164H81L80 163V165L78 166V160H79V155L78 156H76V155H74V157H77V159L78 160H76L77 162L75 163V161H73L78 167H80L81 165H82V168L80 167L79 168V170H78V167H77V169L76 168H74V170L76 169L77 170V172L75 171L74 173L76 174V175H78L77 176V178L79 177V174H77V173H79V171L82 169V170H85V173H86V170H88L89 168H90V170H88V172L89 173H91V174H94L95 173V170L93 171V169H94V167L96 166V167H101L102 166V169H105V170H107V171H109L108 169V165H106V163H105V161L107 160V158H108V154L106 155V158L104 159V155L106 154V153H104V152H98L99 154L101 153V154H103L102 156H101V158L103 159V160H98V159H101V158H99V157H96V156H98V153ZM205 153H207V152H205ZM205 153L203 154L204 156H205ZM209 153V152H208ZM211 153H214V152H212V149H211V152L209 153V154H211ZM229 154V151L228 152H226V154ZM236 153H238L237 154V157H240V158H242L243 159V157H245L244 158V160L246 159V161L247 160H249V163L247 164V165H243L244 167H246V169L248 168L247 166H249V168H248V171L247 170H245V172L243 171V170H241V172L239 171V173L237 172L238 170H236V173L239 175V177L241 176L242 177V179L240 178L239 179V177H238V175H236V173H235V175H233V173L232 172H229V170H233V169H231V167H232V165H233V167H236L234 164H231V167H230V169L227 167V164H226V168L227 169H229L228 171L226 170L225 171V169L224 170H222L224 173L226 172H228L227 174H231L232 173V176L230 175V179H231V177H233V176H237L238 177V180H239V182H238V180H237V178H233V180H231L232 181V183L234 184V186H237V184H238V186L236 187L237 188V191H238V193L239 192H241L242 191V193H243V190H244V184H245V182H243L242 184H241V182H242V180H243V177H244V179H245V176H247V175H256L257 174V171L255 172V170H258V168H257V166L256 165H254L253 167H252V164L255 162V160L254 159H257L258 160V158H254L253 156H252V158L250 157V155L249 156H243V155H245V154H240L239 152H236ZM66 154V153H65ZM65 154H62L63 155V158L64 157H66L65 156ZM69 154V153H68ZM68 154H67V157H69L70 159H72L70 156H68ZM73 154V153H72ZM74 154H76V153H74ZM83 154H81V155H83ZM88 154H89V156H88ZM95 154V155H94ZM143 154V153H142ZM209 154H207L210 158H211V156H213V155H209ZM225 154V155H226ZM234 154V156L232 157L233 159H235L236 158V154H235V152L233 153ZM61 154H58V158L61 160V156H62ZM92 155V156H91ZM239 155H242V156H239ZM247 155V154H246ZM73 156V155H72ZM140 156H142L141 154H140ZM146 156V155H145ZM199 156V155H198ZM201 157H199L200 159H203V157H202V155H200ZM208 156H206V158L204 157V159L205 160H209L210 158H208ZM65 158V159H63V161L65 160V163H67V162H69L68 161V159L69 158ZM90 157V158H89ZM227 157V158H226ZM247 157H250V159H247ZM231 158V159H232ZM239 158V160H241V162L243 161L242 159H240ZM254 158V159H253ZM66 159H67V162H66ZM74 159V158H73ZM142 159V158H141ZM105 160V161H104ZM221 160H220V162H221ZM250 160L251 161H253V163L252 162H250ZM71 161V160H70ZM93 161V162H92ZM102 161V162H101ZM103 161H104V164L106 165L105 166V168H104V165H103ZM73 162L71 163V165L73 164ZM92 162V163H91ZM142 162V161H141ZM153 164H152V163ZM224 162H223V165H221V167L220 166H218L217 167V170L218 171H220L219 170V168H222V167H224ZM233 162H234V160H233ZM245 162V161H244ZM248 162V161H247ZM91 165H90V164ZM250 163H251V165H250ZM70 163H68V165H69ZM74 164V166H76ZM93 164H94V167H93ZM100 166H99V165ZM67 165V166H68ZM152 165V166H151ZM228 165H230V164H228ZM88 166H89V168H88ZM256 166V167H255ZM95 167V168H96ZM190 167V168H189ZM232 167V168H233ZM256 169H255V168ZM91 168H93V169H91ZM107 168V169H106ZM141 168V167H140ZM237 168V167H236ZM241 168V167H240ZM240 168H238V169H240ZM252 168V169H251ZM152 171H151V170ZM251 169V170H250ZM253 169H255V170H253ZM69 170H71V169H69ZM81 170V171H82ZM92 170V171H91ZM104 171V170H103ZM139 171V172H140ZM246 171H247V174L246 175H244L245 173H246ZM251 173H250V172ZM73 172V171H72ZM71 172V173H72ZM88 172L86 173V175H82L83 177H82V180H83V178L85 177V176H87L86 178H84V180H87L88 181ZM105 172V171H104ZM223 172H221V177H219V178H221V179H217V181L219 182V184L217 185V188L215 189L217 192H219L220 194H222V195H224V196H226L227 198H229L231 201H232V203L235 205V207L236 206H239V208H243V211L245 212L246 210H245V208L247 209H251V207L250 206H248L247 205V203L245 204V201H243L242 199H241V197H242V195H240V193H239V195L241 196L240 197V199L239 200H236L235 198L237 197L235 194H234V192L232 191V189H230V188H228V187H226L225 185H224V180H225V178H224V176H223ZM61 173H62V171H61ZM83 173V172H82ZM148 173H149V175H148ZM225 173V174H226ZM240 173H241V175H240ZM242 173H243V176H242ZM253 173V174H252ZM75 174H73V175H75ZM91 174H89L91 177H92V175ZM139 174V173H138ZM140 174V175H141ZM224 174V175H225ZM225 175L226 177L228 176V175ZM62 175V174H61ZM75 175V176H76ZM148 175V176H147ZM70 176H71V174H70ZM69 176V177H70ZM89 176V182H92L91 181V179L93 178L94 179V177H95V174L93 175L94 177H90ZM147 176V177H146ZM141 177V176H140ZM143 177L141 178V179H143ZM222 177H223V179L224 180H222ZM76 178V177H75ZM75 178L74 177H72V180L74 179V181H75ZM229 178H227V179H229ZM70 180H71V178H70ZM77 181H78V179H76ZM83 180V181H84ZM148 180V181H147ZM155 180V178L154 179H152L151 180V182L150 183H152V182H155L154 181ZM195 180V181H196ZM237 180V181H236ZM241 180V181H240ZM94 181V180H93ZM146 181V182H145ZM221 181L223 182V183H221ZM234 181L235 182H238V183H234ZM244 181V180H243ZM145 183V184H144ZM147 183V184H146ZM231 183V184H232ZM254 184H255V182H254ZM258 184V183H257ZM139 185V184H138ZM243 185V187H242V190L240 191V189L239 188H241V186ZM256 185V184H255ZM262 185H264V184H262ZM262 185H261V183L259 184V186L260 187H262ZM140 187H141V184L139 185ZM146 186H148V187H146ZM154 187V190H153V187ZM201 185H197V186H193V187H189V188H195V187H200ZM252 186H254V185H252ZM258 186V185H257ZM256 186V188H255V186H254V188L253 187H250V189L251 188H253L254 190H255V192H256V190H257V187ZM149 187H151L152 189H149ZM158 187V186H157ZM202 187V186H201ZM189 188H185V189H189ZM144 189V190H143ZM151 190V191H149L148 192V190ZM156 189V190H155ZM185 189H182V190H185ZM239 189V190H238ZM260 189V188H259ZM158 190V191H157ZM160 190V191H159ZM161 190H163V191H161ZM252 190V189H251ZM261 191H260V193L262 192V193H264V188H262V189H260ZM157 191V192H156ZM148 194H147V193ZM154 192V193H153ZM160 193V194H161ZM241 193V194H242ZM174 194H176V193H172V194H170L169 196H167L166 197V200L168 199V198H170L171 196H173ZM258 195H259V191H258V193H257ZM148 195V196H147ZM152 195V196H153ZM243 196H244V194H243ZM262 201H264V199H262ZM146 202V201H145ZM260 204H262V203H260ZM262 206V205H261ZM140 208H141V206H140ZM140 208H139V210H140ZM247 209V210H248ZM254 217H257V218H255V219H258L259 220V224H258V226H257V228H256V231H255V236H256V238L257 237H259V234L262 232V230H264V207H262V211H261V217L259 216L258 217V211L257 212H255L254 214L252 213V209H251V211H249ZM138 214H139V212H138ZM121 215H122V213H121ZM125 215V214H124ZM122 217V216H121ZM125 217V216H124ZM124 217H122V218H124ZM138 218H139V216H137ZM137 218V219H138ZM260 218H262V219H260ZM126 222V221H125ZM103 223H104V221H103ZM102 223V224H103ZM109 223H111V222H109ZM114 223V222H113ZM122 223H124V221L122 222ZM139 222L138 221H135V226L134 227H130L129 228V226H127L128 227V229L125 227V228H123V225L125 224H122L121 226H122V229L120 228L121 226H119V230L121 231V234L123 233V232H125L126 230H132V229H137L138 228V226H139V229H140V224H138ZM137 224V225H136ZM106 225H108V224H104L103 226H106ZM112 225V224H111ZM126 225V224H125ZM124 225V226H125ZM108 226H110V224L108 225ZM113 227L114 226H116V227H118L117 225H112ZM115 227V228H116ZM137 227V228H136ZM260 228V229H259ZM122 235H125V234H122ZM121 235V236H122ZM124 238H126V237H124ZM125 244V243H124ZM262 247H264V243H262L261 244V246H260V248H262ZM249 249L247 250V253L246 254H244V255H242L241 257H240V259H238V261L236 262V264H244V261H245V259H248V255H249Z\"/></svg>",
  "mask_w": 264,
  "mask_h": 264
}]
</instances>
